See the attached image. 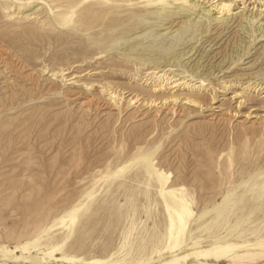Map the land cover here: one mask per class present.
<instances>
[{
  "label": "rangeland",
  "instance_id": "374dc122",
  "mask_svg": "<svg viewBox=\"0 0 264 264\" xmlns=\"http://www.w3.org/2000/svg\"><path fill=\"white\" fill-rule=\"evenodd\" d=\"M217 1L113 9L125 22L99 42L102 26L53 13L96 1L0 0V264H156L178 237L179 186L182 250L264 239V1L227 0L229 21Z\"/></svg>",
  "mask_w": 264,
  "mask_h": 264
},
{
  "label": "bare ground",
  "instance_id": "6f19581e",
  "mask_svg": "<svg viewBox=\"0 0 264 264\" xmlns=\"http://www.w3.org/2000/svg\"><path fill=\"white\" fill-rule=\"evenodd\" d=\"M92 1H96V2H91L90 4L85 5L84 7L80 9L78 8V4H80V2L79 3L78 2L77 3L68 2L67 4L62 5L60 9L53 12L54 17L60 25L71 26V28L75 30L76 32L78 31L88 32V31H91L92 29L102 26V28L97 29L96 31L93 32L94 34L99 35L98 40L99 42H101L104 40L106 36L105 31L112 29L116 25H122L125 22L123 18L115 14V11L113 9L119 10V8H122L123 6L137 8V5L144 3V7L146 8L156 7V8L161 9L160 10L161 13H165V12H170V8H172L170 7V5L174 2H177L179 5H181V6L179 5L174 6L175 8H178V7L185 8V6L187 5V7H189V10H190V9L196 8L197 6L196 2H189V0H142L138 2H134V0H92ZM234 2H236V0ZM96 3L101 4V9L99 11L101 15L99 16L96 13L97 12L96 9H94L93 11V6ZM232 3L233 2H228L227 0H218L215 5V9H217L216 10L217 13H220V16H215L214 19H217V20L223 19V20L229 21L230 16L233 15L231 13V11L233 10ZM211 10L213 11V9H209L207 11L211 12ZM204 15L208 16V14L203 12V15L201 16V18H204ZM256 19L257 18H253V20H256ZM129 20L130 21L132 20L133 22L135 21L134 18L129 19ZM138 24L139 22H136L135 26ZM126 28L130 29L129 25H127ZM189 29H192V28L190 27ZM263 36H264V33L262 34L261 37ZM98 50H99V53L106 52V49L102 47H99ZM158 72L159 71H157L156 73ZM164 76H165V73L160 74L158 78H164ZM160 81H161L160 83L155 85L153 89L154 92H159L167 84V83L164 84V80H160ZM110 93L113 95L112 96L113 98H116V96H119L114 91H111ZM172 96L174 98H177V96L175 95H172ZM183 192H184L183 186L170 188L167 191V194L171 197V199L175 203L173 208L176 207V211H181V213L178 215L179 220H180V227L178 231V237L176 239L174 238L175 240L172 242V244H170L167 247L168 248L167 252L169 251L170 255L160 258L156 264H182L183 262L188 264L189 263L188 261L191 258L198 260V261L202 259L207 260L210 257H215L217 260H220L221 258L225 257V258H229L230 260H234V261L241 259V258H245V257H248L251 259L264 258V239L256 241V242H248V241L235 242L234 240H216L214 242L209 243L208 245H202L201 241L197 240V241H194L189 246V248L182 250V246H181L182 228L187 224L189 217L192 216V213H193L191 208L183 207V204L181 202V197H183V194L186 195V192L185 193ZM251 249H254L255 252L250 251ZM59 250H62L61 246L53 247L52 250L45 253V256L43 259H45L46 256L55 257L57 255L55 252ZM57 259H63L67 262H74V263L80 262L81 264H123L120 260L112 261V260H106V259H93L90 262L86 263L83 261V259L79 258L78 256L68 255L64 252H63L62 257L57 258ZM126 264H133V263H126Z\"/></svg>",
  "mask_w": 264,
  "mask_h": 264
}]
</instances>
